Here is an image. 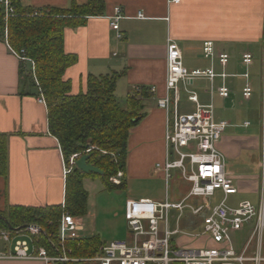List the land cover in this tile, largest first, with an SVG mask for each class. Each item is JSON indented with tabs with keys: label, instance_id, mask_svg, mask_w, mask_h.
<instances>
[{
	"label": "crops",
	"instance_id": "0c3cea01",
	"mask_svg": "<svg viewBox=\"0 0 264 264\" xmlns=\"http://www.w3.org/2000/svg\"><path fill=\"white\" fill-rule=\"evenodd\" d=\"M19 2L33 8L70 6V0ZM105 3L104 15L88 18L83 26L65 29L64 49L76 54L78 61L66 70L64 78L72 82L74 94L88 90L90 75L113 71L124 72L117 82L116 96L121 91L127 97L138 87L148 88L150 96L144 100V117L129 133L123 176L127 185L129 178L149 179L152 173L165 179L163 172H156L154 166L165 158L166 114L157 101L165 95L168 37L178 43L188 68L213 66L221 72L219 61L203 54L204 42L212 40L217 52L229 53L225 70L231 74L226 79L229 96L216 94L213 98L216 119L229 122L217 145L226 157L227 171L238 189L236 194L262 195L253 202L259 204L264 199V0H105ZM118 6L124 15L119 20L120 37L110 23ZM140 11L144 18L137 16ZM245 52L253 54L251 66L242 62ZM26 64L22 73L20 58L0 37V133L7 134V174L0 176V210L10 205L46 207L63 204L65 200L67 162L59 140L49 131L46 102L39 100L40 91L36 95L37 88L26 81L32 63ZM245 72L248 78L242 75ZM221 84V78H216L215 85ZM246 84L252 87L250 98L243 96ZM209 86V80L203 78L187 87L180 84V112L190 113L196 108L189 100L190 91L197 93L201 103H209ZM142 198L161 201L146 192L138 194V199ZM191 215L186 212L183 217ZM125 217L127 220L126 211ZM76 218L82 225L80 238L97 235L86 233L83 216ZM190 227L200 229L201 217L193 219ZM183 239L186 238L181 236L176 240L184 242ZM4 263L44 264L34 260H0V264Z\"/></svg>",
	"mask_w": 264,
	"mask_h": 264
},
{
	"label": "built area",
	"instance_id": "2783aa9c",
	"mask_svg": "<svg viewBox=\"0 0 264 264\" xmlns=\"http://www.w3.org/2000/svg\"><path fill=\"white\" fill-rule=\"evenodd\" d=\"M0 5L5 23H8L16 10L13 0H0ZM137 16L144 18L141 11ZM110 18L112 29L120 37L119 20L124 18L122 7H116ZM5 34L7 37V30ZM10 49L20 60L30 61L34 70L32 60L11 46ZM203 54L206 58L218 60L222 71L217 72L213 66L188 68L178 43L168 37L165 95L157 101L158 107L165 111L166 126L165 158L156 163L155 171L163 172L168 182L172 178V170H179L181 177L191 183L189 191L179 201H170L168 193L161 201L129 199L126 203V216L132 234L131 241L103 244L99 254L84 259L87 264H264V199L259 204L249 200L231 204L229 197L236 194L238 189L227 171L226 157L217 145L229 122L216 119L213 98L216 94L223 98L230 94L226 79L231 74L225 70L230 55L217 52L212 40L204 42ZM253 61L251 52L243 53L244 65L251 66ZM242 75L246 78L249 76L247 72ZM218 77L222 80L219 86L215 85ZM199 78L209 80L211 101L201 103L197 93L190 91L189 100L195 103L196 108L193 112L181 113L180 84L184 83L187 87ZM39 91V100L45 103L42 90ZM251 95L252 87L246 84L243 96L250 98ZM92 148L85 152L88 153ZM81 156L82 153L78 152L69 157L65 174L76 166ZM123 176L124 172L119 171L110 180L119 184ZM217 192L222 194V199L212 206L208 199ZM173 209L179 213L176 218L177 227L171 229L170 212ZM186 212L201 217L200 229H180L181 219ZM80 229L82 225L77 218L64 213L57 233L60 250L50 254L41 243L43 230L40 225L32 223L26 228L15 230L0 227V238L6 243L5 249L0 251V260H34L44 264L79 261L80 258L68 255L65 243L80 238ZM241 232H246L248 237L238 249L235 236ZM179 234L191 239L192 244L176 240L174 236Z\"/></svg>",
	"mask_w": 264,
	"mask_h": 264
},
{
	"label": "trees",
	"instance_id": "16d2710c",
	"mask_svg": "<svg viewBox=\"0 0 264 264\" xmlns=\"http://www.w3.org/2000/svg\"><path fill=\"white\" fill-rule=\"evenodd\" d=\"M15 13L5 23L0 5V37L22 56L33 61L26 75L30 86L39 89L48 108V127L60 142L65 160L74 153L88 155V163L101 173H85L77 166L67 174L63 204L33 207L10 205L0 210V217L14 228L36 223L41 226V243L50 254L60 250L57 233L61 217L69 213L82 217L88 210V191L85 178H100L108 190L125 189L127 180L119 184L110 178L119 171L125 174L128 157V138L132 127L144 117V100L150 96L148 88L141 86L129 93L124 107L116 96V86L124 72L113 71L105 75H90L88 90L72 93V82L64 78L66 70L78 61L74 53L64 49V32L67 27L86 24L88 18L104 15L105 0H88L85 4L70 0V6L33 8L13 0ZM37 11L38 14H34ZM7 30V37H6ZM27 61L21 60V72ZM93 147L88 153L86 149ZM7 174V134L0 133V176ZM0 218V227L8 228ZM103 242L99 235L68 240L67 253L73 258H89L99 254ZM56 264H79L75 261Z\"/></svg>",
	"mask_w": 264,
	"mask_h": 264
},
{
	"label": "rangeland",
	"instance_id": "374dc122",
	"mask_svg": "<svg viewBox=\"0 0 264 264\" xmlns=\"http://www.w3.org/2000/svg\"><path fill=\"white\" fill-rule=\"evenodd\" d=\"M125 92L121 91L117 93L118 102L120 106L124 107L126 104ZM264 161V154H263ZM155 167V166H154ZM264 171V169H263ZM172 178L166 182L160 175H155L152 173V178L149 179H130L128 180V185L125 189H114L108 190L104 187L100 178H87L84 180V187L88 191V210L87 214L84 215L83 221L87 225V234H97L100 236L102 242L111 243L113 241H128L132 239V234L130 232L128 222L125 217L126 203L129 199H138V194L141 192L152 193L158 196L161 200L168 197L170 201H179L182 197L187 194L191 187V183L184 180L181 177L179 170H172ZM262 194V192H261ZM262 196V195H261ZM259 195L254 196H243L241 192L238 194L231 195L229 201L231 203H238V201H243L244 199L256 201V197H261ZM245 197V198H244ZM222 199V194L217 192L214 197L209 198V203L214 206L218 204ZM178 211L172 210L170 214L171 229L177 227L175 222V216ZM196 219L197 216H190ZM183 217L180 222V229H190L191 218ZM85 233V232H84ZM182 235L174 236L179 239ZM246 232L237 233L235 236V242L237 248L240 249L241 245L247 238ZM185 242L192 243L191 239H183ZM6 247V243L0 238V251H3ZM87 258V257H86ZM90 258V257H89ZM85 258H80L79 261H75L79 264H87L88 262L84 260ZM10 264V263H4Z\"/></svg>",
	"mask_w": 264,
	"mask_h": 264
},
{
	"label": "water",
	"instance_id": "95a60500",
	"mask_svg": "<svg viewBox=\"0 0 264 264\" xmlns=\"http://www.w3.org/2000/svg\"><path fill=\"white\" fill-rule=\"evenodd\" d=\"M87 159H88V155H82L77 161H76V166L83 172L85 173H90V172H94V173H101V170L89 163H87ZM2 219H4L6 221L5 217H0ZM7 226L9 229L11 230H15V229H22V228H26L29 226V224L26 225H22L20 227L14 228L13 226H11L7 221Z\"/></svg>",
	"mask_w": 264,
	"mask_h": 264
}]
</instances>
